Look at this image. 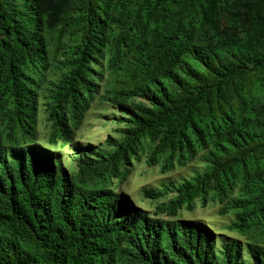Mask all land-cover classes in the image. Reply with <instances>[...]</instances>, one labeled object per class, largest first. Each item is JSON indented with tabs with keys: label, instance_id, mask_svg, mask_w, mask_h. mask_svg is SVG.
Returning <instances> with one entry per match:
<instances>
[{
	"label": "trees",
	"instance_id": "obj_1",
	"mask_svg": "<svg viewBox=\"0 0 264 264\" xmlns=\"http://www.w3.org/2000/svg\"><path fill=\"white\" fill-rule=\"evenodd\" d=\"M95 104L121 136L67 171ZM143 156L198 166L141 189L168 219L112 189ZM0 264H264V0H0Z\"/></svg>",
	"mask_w": 264,
	"mask_h": 264
},
{
	"label": "rangeland",
	"instance_id": "obj_2",
	"mask_svg": "<svg viewBox=\"0 0 264 264\" xmlns=\"http://www.w3.org/2000/svg\"><path fill=\"white\" fill-rule=\"evenodd\" d=\"M122 114L117 108L109 105H93L86 112L81 127L76 131L72 146L58 148L56 152L59 155L62 165L66 170H73L74 163L79 152L83 149H104L108 150L105 140L108 137L115 140L120 138V133L117 132L121 125L117 122V118ZM38 139L42 142L49 133V127L44 120L42 109L38 114ZM198 166L194 163H189L184 167L175 166L174 169L162 173L160 166L149 167L145 163L143 156L141 161H132L129 165L130 173L121 182L114 181L112 189L127 197L135 206L141 208L151 217L167 218L161 212L156 215L158 206L168 201L173 194H168L166 197L158 199L145 198L141 189L143 187L160 188L162 184L170 180L180 181L183 178L192 176L194 170ZM178 218L190 221H200L206 225L215 234L225 237H237L233 232L228 231L225 226L229 223L228 216L218 215V205L207 203L202 205L199 201L195 203V207L188 211L182 209L178 211Z\"/></svg>",
	"mask_w": 264,
	"mask_h": 264
}]
</instances>
